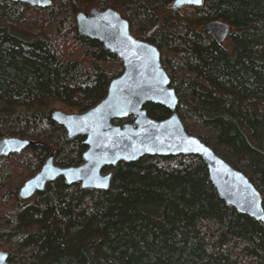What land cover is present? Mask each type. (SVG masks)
<instances>
[{
    "label": "trees",
    "instance_id": "1",
    "mask_svg": "<svg viewBox=\"0 0 264 264\" xmlns=\"http://www.w3.org/2000/svg\"><path fill=\"white\" fill-rule=\"evenodd\" d=\"M173 2L51 0L39 9L0 0V139L33 142L0 158V250L10 264H264V221L227 206L197 156L105 168L107 191L59 178L31 199L18 196L52 152L57 166L82 164L84 138L67 140L51 115L95 106L122 72L116 56L77 31L76 14L95 7L117 11L159 50L183 127L248 177L264 209V0L177 10ZM216 19L230 26L223 43L202 28ZM144 108L155 120L170 115Z\"/></svg>",
    "mask_w": 264,
    "mask_h": 264
},
{
    "label": "water",
    "instance_id": "2",
    "mask_svg": "<svg viewBox=\"0 0 264 264\" xmlns=\"http://www.w3.org/2000/svg\"><path fill=\"white\" fill-rule=\"evenodd\" d=\"M32 8L45 9L51 0H5ZM202 0H174L172 9L200 7ZM78 33L101 43L122 63V72L108 85L106 96L81 113L55 110L51 118L61 126L67 140L83 137L86 150L79 166L61 167L53 162V152L40 170L23 183L18 191L21 200L43 192L59 178L67 185L79 184L83 190L107 191L112 173L105 168L119 163L136 162L145 156L199 157L208 177L223 202L238 214L264 221L262 197L241 171L233 168L199 138L189 134L177 114L179 99L161 63V53L152 44L134 36L129 22L117 11L91 8L75 16ZM208 35L223 43L230 26L222 20L204 24ZM160 105L169 111L163 120L148 116L144 106ZM133 118L132 122L114 124V120ZM33 142L16 137L0 139V158L22 153ZM0 264H10L0 250Z\"/></svg>",
    "mask_w": 264,
    "mask_h": 264
},
{
    "label": "rangeland",
    "instance_id": "3",
    "mask_svg": "<svg viewBox=\"0 0 264 264\" xmlns=\"http://www.w3.org/2000/svg\"><path fill=\"white\" fill-rule=\"evenodd\" d=\"M181 9H182V8H181ZM62 49L68 51L69 47H66V48H65V47L62 46Z\"/></svg>",
    "mask_w": 264,
    "mask_h": 264
},
{
    "label": "bare ground",
    "instance_id": "4",
    "mask_svg": "<svg viewBox=\"0 0 264 264\" xmlns=\"http://www.w3.org/2000/svg\"><path fill=\"white\" fill-rule=\"evenodd\" d=\"M204 26V25H203ZM203 28V27H202ZM59 166V165H58Z\"/></svg>",
    "mask_w": 264,
    "mask_h": 264
}]
</instances>
